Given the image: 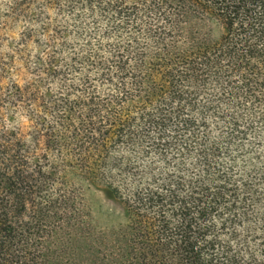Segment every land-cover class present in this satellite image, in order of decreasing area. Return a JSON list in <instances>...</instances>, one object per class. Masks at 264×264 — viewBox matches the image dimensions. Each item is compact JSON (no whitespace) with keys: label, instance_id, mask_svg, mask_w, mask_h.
I'll list each match as a JSON object with an SVG mask.
<instances>
[{"label":"trees","instance_id":"16d2710c","mask_svg":"<svg viewBox=\"0 0 264 264\" xmlns=\"http://www.w3.org/2000/svg\"><path fill=\"white\" fill-rule=\"evenodd\" d=\"M63 3L7 5L0 264H264V0Z\"/></svg>","mask_w":264,"mask_h":264},{"label":"rangeland","instance_id":"374dc122","mask_svg":"<svg viewBox=\"0 0 264 264\" xmlns=\"http://www.w3.org/2000/svg\"><path fill=\"white\" fill-rule=\"evenodd\" d=\"M9 0H4L8 5ZM3 3H0L2 9ZM24 19H13L7 15V12L0 10V53L8 51L10 45H13L19 36ZM15 32V36L10 34ZM84 198L93 223L96 227L105 229L116 226L123 221L118 205L106 197L99 189L88 188L84 191Z\"/></svg>","mask_w":264,"mask_h":264},{"label":"clouds","instance_id":"9594fccd","mask_svg":"<svg viewBox=\"0 0 264 264\" xmlns=\"http://www.w3.org/2000/svg\"><path fill=\"white\" fill-rule=\"evenodd\" d=\"M0 3H3V7L2 11L4 12H7L8 11V6H7V3L4 2V0H0ZM61 5H64L63 3V0H61ZM73 14H75V10L73 9ZM65 19H67V17H65ZM33 27H38V25H33ZM11 36H15V32L11 33L10 34ZM97 39H99V37L97 36ZM31 46V45H29ZM77 75H80V73H78ZM93 75H99V72L96 71L95 69L92 71V72H89L88 73V78H89V81L93 84V86H95V81H93L91 78ZM73 83H78V81H72ZM260 136L261 137H264V131H262L260 133ZM259 151L261 153H264V140L261 141V148L259 149ZM262 160H264V155H262ZM99 170L97 171L96 175H97V178L103 182L105 180H112V179H115L117 181H119V177L116 176V173L115 172H112L111 174H109L105 169H103L102 167H100L99 165L96 166ZM125 193V190L123 187H121V190H120V193H117L114 189L112 190H109V195L111 196H116L118 197L120 194H124Z\"/></svg>","mask_w":264,"mask_h":264}]
</instances>
